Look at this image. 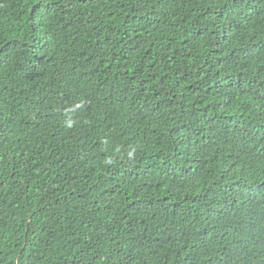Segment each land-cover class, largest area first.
<instances>
[{"label":"trees","instance_id":"trees-1","mask_svg":"<svg viewBox=\"0 0 264 264\" xmlns=\"http://www.w3.org/2000/svg\"><path fill=\"white\" fill-rule=\"evenodd\" d=\"M248 1L0 0V264H264V0ZM209 150L244 179L245 215L200 192ZM232 226L225 257L210 235Z\"/></svg>","mask_w":264,"mask_h":264},{"label":"clouds","instance_id":"clouds-1","mask_svg":"<svg viewBox=\"0 0 264 264\" xmlns=\"http://www.w3.org/2000/svg\"><path fill=\"white\" fill-rule=\"evenodd\" d=\"M238 3H236L237 7L242 6L245 10L249 8V1L248 0H236ZM239 22V19L236 20L233 25L232 34L234 30L239 27L243 22ZM106 66L107 67H117L121 66L118 54L110 52L106 54ZM130 56L128 58H131ZM126 88V87H125ZM11 96L4 99L3 101H9ZM114 118V123L118 126V120L116 117ZM119 122L121 125L122 121L121 118L119 119ZM218 156L217 153H211L209 150L208 155H206L204 158H202V162H204L201 167L198 169V174L200 175V185L201 189L200 192L203 194H207L208 192H211L214 194L216 199L218 200V203L216 205V210L219 213H225V214H234V215H245V210L242 207L244 204L243 201L239 198L237 195L238 189H236V185L240 184V181H243L244 179L236 178L232 176H228V173L225 172L226 166H223L222 168H215L212 169V160L213 157ZM220 157V156H218ZM197 166V165H196ZM264 185V182H262ZM250 187L258 189V185L253 186L250 184ZM234 231L238 232L237 228L234 226ZM203 231V229H201ZM227 228L221 232H216L212 236H219L217 239H225L221 245L229 246V250L225 253V257H227L234 248L238 246V238L234 236L233 233H231V230H233V226L228 229ZM226 232V233H225ZM197 236L199 237V229H196ZM205 234V233H204ZM206 235V234H205Z\"/></svg>","mask_w":264,"mask_h":264}]
</instances>
